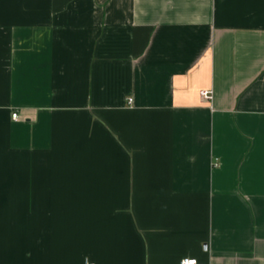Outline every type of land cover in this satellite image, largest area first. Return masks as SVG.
Returning a JSON list of instances; mask_svg holds the SVG:
<instances>
[{
    "label": "crops",
    "instance_id": "0c3cea01",
    "mask_svg": "<svg viewBox=\"0 0 264 264\" xmlns=\"http://www.w3.org/2000/svg\"><path fill=\"white\" fill-rule=\"evenodd\" d=\"M186 257L264 264V0H0V264Z\"/></svg>",
    "mask_w": 264,
    "mask_h": 264
},
{
    "label": "built area",
    "instance_id": "2783aa9c",
    "mask_svg": "<svg viewBox=\"0 0 264 264\" xmlns=\"http://www.w3.org/2000/svg\"><path fill=\"white\" fill-rule=\"evenodd\" d=\"M200 96L205 100H210L212 98L211 92L206 90L201 91ZM129 102H131V99H129ZM12 118L16 119L17 114L13 113ZM86 264H93V263L86 262ZM179 264H202V263L198 262L195 258L186 257L181 259Z\"/></svg>",
    "mask_w": 264,
    "mask_h": 264
}]
</instances>
